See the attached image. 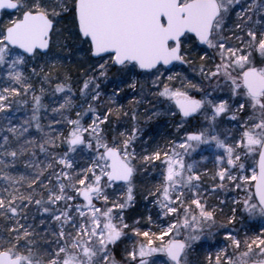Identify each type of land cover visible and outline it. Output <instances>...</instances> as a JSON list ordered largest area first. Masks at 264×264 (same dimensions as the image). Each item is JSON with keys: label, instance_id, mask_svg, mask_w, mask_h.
I'll return each mask as SVG.
<instances>
[{"label": "snow or ice", "instance_id": "obj_1", "mask_svg": "<svg viewBox=\"0 0 264 264\" xmlns=\"http://www.w3.org/2000/svg\"><path fill=\"white\" fill-rule=\"evenodd\" d=\"M0 13V264H264V0Z\"/></svg>", "mask_w": 264, "mask_h": 264}, {"label": "rangeland", "instance_id": "obj_2", "mask_svg": "<svg viewBox=\"0 0 264 264\" xmlns=\"http://www.w3.org/2000/svg\"><path fill=\"white\" fill-rule=\"evenodd\" d=\"M2 19H7V17L6 16H4V14H2V16H1V19L0 20H2ZM197 159H199V157H196ZM209 167H211V165H209ZM143 207V205H141V208ZM195 258V257H194Z\"/></svg>", "mask_w": 264, "mask_h": 264}]
</instances>
